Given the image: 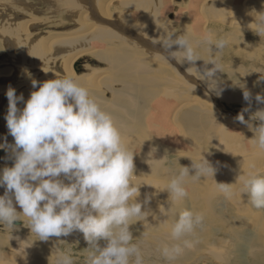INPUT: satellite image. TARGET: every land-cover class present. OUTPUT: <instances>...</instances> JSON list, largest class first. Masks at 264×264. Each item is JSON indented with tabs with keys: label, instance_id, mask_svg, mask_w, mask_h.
<instances>
[{
	"label": "clouds",
	"instance_id": "obj_1",
	"mask_svg": "<svg viewBox=\"0 0 264 264\" xmlns=\"http://www.w3.org/2000/svg\"><path fill=\"white\" fill-rule=\"evenodd\" d=\"M251 15L255 18L251 29L264 36V11H253ZM156 43L161 54H166L165 59L181 66L191 65L185 69L188 75L195 72L220 94L216 74L222 72V67L212 55V46L218 49L216 52H222L229 43L226 38L215 39L212 33H207L194 43L187 35L168 33ZM201 45L206 46L209 58L203 67H197L201 58L196 48ZM209 64L212 67H207ZM31 84L36 90L31 91L27 100L22 94L17 96L11 86L6 92L5 119L14 144L9 145L5 139L0 149L11 151L14 164L0 171V187L5 188L0 195V225L13 229L14 222L24 217L26 226L41 241L78 230L90 245L85 264H144L143 249L133 242L130 225L146 221L150 213L143 211L142 203L137 202L140 186L133 182L134 153L123 142L111 113L71 77L43 82L32 79ZM243 97L251 104L249 91L245 90ZM255 100L264 104L262 95L257 94ZM18 102H23L22 109L18 108ZM247 111L248 108L243 110ZM243 112L236 119L254 131L252 144L264 152V108L250 117L259 122L255 128L245 120ZM166 159L167 156L150 159L151 170L162 167ZM191 168L195 169L194 175L189 174V167L180 165L162 189L169 193L168 208L163 212L172 221L167 224V239L159 243L158 250L170 264L196 247L199 243L196 230L204 228L203 214L188 208L178 210L176 205L188 196L189 180L213 177L215 169L203 156L192 161ZM249 168L237 178L242 185L240 192L247 194L253 207L264 209V174L254 164ZM62 174L68 183L58 179ZM232 185L217 183L226 196L231 195ZM149 199L146 197L144 203ZM14 201L21 212H17ZM100 241H105L104 246L101 247ZM54 264H73V260L70 255L58 252Z\"/></svg>",
	"mask_w": 264,
	"mask_h": 264
},
{
	"label": "bare ground",
	"instance_id": "obj_2",
	"mask_svg": "<svg viewBox=\"0 0 264 264\" xmlns=\"http://www.w3.org/2000/svg\"><path fill=\"white\" fill-rule=\"evenodd\" d=\"M1 1L7 2L5 0H0V3H1ZM118 1L120 2V4H124V5L126 4L128 11H130L129 14H122V11H116L115 8L117 6L116 7L113 6V0H109V1H107V0H58V2H55V3L53 2V5H52L54 8L53 11H56L59 17H61V15L64 13H66L65 15L67 17H69L68 13L72 9H73V11L76 10V14L78 17L77 24H76V26H74L75 28L73 27L74 30L72 29L71 32L64 31L62 33V35L59 38H56L55 40L53 38L52 33H49L47 35L45 34L42 36L40 35V37H38L39 34H36V32L32 30V29H34L33 28L34 26H37V25L42 26V23L40 22L41 16L40 17H29L26 19H22L21 17L18 18L16 15V14H18L17 12H19L18 10L14 15L13 12L16 9H14V11L12 13H10L8 10L10 5H6L4 8V7H1V5H2L1 4L0 5V38H1L0 39V45L2 42L5 45H7V43L8 44L10 43L11 49H13V52L16 55H18V53L21 52L24 48L29 47V51H28L29 54L36 55L35 56L36 63H38L37 61L39 60V55L41 54V51L49 52L52 44L56 41H59V40H63V41L68 40L67 42H69V41L80 40L82 38H92L96 41H104V40L108 41L109 46L102 47V48H99V47L92 48V50L81 52L77 56L71 55L69 57L62 58V59L58 60L57 63H54V64H52V63L50 64V61L47 64L43 63L42 65H39V64L36 65L33 63L32 67H34L33 68L34 71L30 70V71H32L31 73L34 72V74H32V75L28 74V72L26 71L27 68L21 69L22 67H19V68L16 67V69L14 71L15 67L13 65H11V66H13V68H11V67H7V66H1V64H0V95L3 93H6L8 90V87L11 86L12 88H14L16 90L17 96H20L22 94L24 99L27 100L30 97L31 91L36 90V89L32 88V84H31L32 79H35L39 82H43L45 80L54 79V78L71 77V78L75 79L79 84H81L82 86L87 88L89 90V92L91 93V95L97 99L100 106L105 111L111 113L116 126L118 128H120V130L122 132L123 142L128 147V149L134 153V159H137V164H142L145 161H147V163H145L141 166L139 165V166L142 167L141 169L144 172H147V174L150 173L149 178L144 179V181H141V183L144 182L142 185L138 181L139 178L137 179V181H138L139 185H141V187H139L140 195L136 199H137V202H140V203L142 202V205H143L142 210L150 213L147 216L148 217L147 221H148V224H150V226L152 225L153 228H155V229L151 228V230L155 231V232L151 231L152 232L151 234H153L152 238L156 239L155 241H157V244H158V246L156 245L157 250L159 248V243H160L159 240L161 238L163 239L164 234L168 235L169 228L167 227V224L171 223L172 217L170 216L169 219H166V218L163 219L162 218L163 216L160 217L161 215L159 214V212H157V207L159 206L158 200L160 201V199L157 198L158 200L157 199L155 200L154 196H156L158 192L162 191V189L167 184L166 181L161 180L164 173L170 171L171 172L170 175H171L181 165L182 167L183 166L189 167V169H190L189 174H192V173L195 174V169L191 168V164H192L193 160L192 161L191 160L182 161V159H179V158H180V156H183V155H187V157H189L191 155V156L195 157V159H198V160H200L203 156L205 159H207L209 161V163L215 169V173H214L213 177L208 176V177H205V178L198 180L197 184H195L192 181H189L186 184V189L188 192L187 197L190 198V205H189L190 208L186 207L185 199H184L182 202H180L178 205H176L177 209L183 210L185 208H188V209H191V210L199 213V208H202L204 206L207 207V206L211 205V206L215 207L214 203H217L215 198L217 200L220 198L226 200L228 203L227 205H230L232 207L235 204H238L237 201L239 202V200H242L245 197V199H247L246 202L248 203V214H245V215L247 216L251 227L248 230L246 229L247 230L246 232L241 233L238 230H236L234 232V234H236V236H235L236 240L235 241H236V246L238 248V249L237 248H235V249L237 250L238 253H240L238 250H240V248L242 246L244 247V249L246 248L249 251H253L257 248L259 249L261 244L257 243L256 238H254V236H255L254 233L258 232L263 227L262 224L264 222V216H263L264 212L261 211L260 214L258 215V210H255L252 208V205L248 200L247 194H242L240 192V188L242 185L240 182H237V178L239 175L246 174L249 170H251L249 168L250 164H254L256 166V169H259V168L262 169L264 166V154H263L264 152L262 153L258 149L254 148L252 141L248 137V133H249L248 125L239 122L235 118L229 120L231 122V128H227V130L221 129L219 131V133L216 135V137H218L220 135V138H219L220 140L225 138L224 139L225 142L222 140V143H223V146L225 148L224 149L225 150V157H226V159L227 158H229V159L226 160V159H223L222 157H218L217 155H214L215 156L214 157L213 153L215 152V148H214L212 143L208 142V144L205 143L204 145L198 146L196 144V141L194 142L192 140V138H195L197 136V134L199 137L200 136H206V135L210 134V132L205 130V128H203V131H200L199 130L200 128L199 129L196 128L195 126L197 125V122L207 121L206 123H208V124L213 122V121L208 120L209 115L207 114V112L204 115L202 114L203 113L202 108H199L198 104L204 105L203 104L204 101L201 100L202 98L200 99L197 96H195V93L197 91H199L200 95L201 94L209 95V98H206V97L205 98L209 99V101L211 102V104L213 106H215V107L217 106L221 110L223 109L224 106L220 105L221 106L220 107L218 105L219 103L218 102H217L218 104L216 103V100L219 99L218 95L216 94V90L206 88V86L209 87L208 82L206 80H201V79H200V81L197 80V79H199V76L197 74L196 75L186 74L184 72V69H186L187 67H183V66L177 64L174 60H173V63H174V67L176 69L170 67L169 65L165 66L161 63H157V65H156V67H163L164 66L166 68V69H164L165 74H168L169 70H170L169 72H172V74L170 73V76L169 75L163 76L164 77L163 80L165 82L164 85L167 87L166 89H169V93H167L166 91L164 92V90H161L160 92L162 93L161 94L162 96L154 97V100L151 103L146 101L148 94L143 93V92H145V90H143L141 92L138 90V88L141 89L140 87H143V85H146V83L144 82L143 85H141V83H140L141 81H140L139 83L135 84L136 82L134 83L133 75L134 76L138 75L137 74L138 72H136L137 67L140 69V71L142 72L141 74H143V75H145L143 72H146V73L149 72L150 68L146 64H144V65L140 64L141 65V67H140L139 61L137 62V59L135 61V59L132 58L133 55H135V53H136L134 50H132V49H134L133 47H135V46L134 45L132 46L129 43L133 44L134 41L138 42L137 40H139L138 44L140 46L142 45L150 54L152 53V55H157V57H160V58L164 59L165 61H167V59H165V55H162L159 52H157L155 50V47L147 48L148 45L146 47L144 45L145 39H146V41H148V39H149V40H151L150 42L153 41L152 43H154V40H152L148 37L149 35L145 32V28H149V27L154 28L152 26L153 23L157 24L159 17H161V15H160L161 12L159 10H158V12H156L157 10L154 8H162L163 4L158 3L160 1H158L156 3H151L149 0H126L125 3H122L121 2L122 0L121 1L118 0ZM154 1H156V0H154ZM197 1L199 2V5H201V6H205V5L200 3L201 1L206 2L207 6H205L204 9L207 7V10H209V13H208L209 16L213 15L215 20L219 17V14H220V19H219L220 22H222L224 24L228 23L233 28H236L237 31L246 28L245 33H244V37L242 36V38H245V42H244V46H243L244 50H246L247 48H252L251 46H249L250 40L248 39V36L252 37V35H253L254 40H255L254 44L257 45V48L259 50L264 51V36H261V37L258 36L251 29V28H253V25H250L255 20V18L253 16L254 13H253V15H251V13L253 11H255L257 13L264 11V4H263L264 0H262V1L261 0H197ZM197 1H195V2H197ZM123 2H124V0H123ZM166 2H168V1H166ZM191 2H194V0H191ZM79 4H89V7L86 6L84 8V7L80 6ZM124 5H122V6H124ZM6 7H8V8H6ZM203 10H202V12H203ZM178 11H176L175 14L170 15V16H172L171 21L176 20V16L178 14L177 13ZM162 12H163V9H162ZM123 13H125V12H123ZM144 13H147V14H144ZM3 14H4V16H3ZM27 14H29V13H27ZM13 15H14V18H13ZM146 15H147V19L145 20L144 18L146 17ZM174 15H175V18H174ZM66 16H64V17H66ZM11 18H13V19H11ZM117 18H121V19L123 18L127 22L134 24L135 25L133 28L134 30L132 28L122 24V23L116 22ZM61 19H64V18L61 17ZM212 20H214V19H212ZM216 21H218V20H216ZM64 22L65 21L55 22V20H53V22L51 24L53 25V27H58L59 25L63 24ZM207 22H208V20H206V21L203 20V25L201 26L202 29H200V27H197V28H195L194 31L192 30L193 36L194 35H200V37H201V35L205 36L207 33L203 31V28H205V25ZM72 23H71V25H72ZM158 23L163 25L161 19L158 21ZM209 23L211 24V22H209ZM209 23H207V24H209ZM109 25L114 26L116 29H114L112 26H109ZM212 25L213 24H211V26ZM242 32H244V30ZM156 33L158 34V32H156ZM239 33H241V32H239ZM67 34H68V37H67ZM137 36H138V39H137ZM159 36L162 37V35H159ZM10 39H11V41H9ZM119 39H124V40L128 41L129 43L122 41L124 43L122 45L112 44L114 41L118 42L117 40H119ZM237 42L242 43L243 41H237ZM239 43L238 44L236 43V44L239 46L240 45ZM156 45L159 46L158 43ZM245 47H247V48L245 49ZM239 51H241V50H239ZM239 51L238 50H236V51L235 50L234 51L228 50V56H229L230 60L233 61V55L235 54V52H238L236 55H234L235 60L243 61L244 58H246L247 53L243 54L244 57L242 58V53H241L242 51L241 52H239ZM94 52L95 53L97 52V54H98L97 56H98L99 61L105 62L106 74H103L98 78V81L100 82V84H102V80L104 79L103 84H102V88H100V89H98V88L92 89V88H90V85H89L93 82V79H94V77L92 75L98 73L97 67L92 68L93 73L89 77L84 76L79 72H73V70H72V67H74L75 71L84 67L83 65L80 64V63H82V60H80L81 57L86 56V55H90ZM255 52H257V51H255ZM137 53L140 56L142 55L143 57H145L144 53H142V52H137ZM202 53H203L202 54L203 59H206V57L209 56V53L207 51L202 52ZM250 53H251V51H250ZM258 53H260V52H258ZM248 54H249V52H248ZM252 54H253V52H252ZM252 54H250V55H252ZM249 59H250V57H249ZM144 62L141 61V63H144ZM198 63H197V66L199 65ZM59 65H62V66L59 67ZM200 66L201 65H199L198 67H200ZM174 69L176 71H178V72L180 71L182 74H184L185 75V76L183 75L184 79H186L187 81H185L183 78L176 77ZM240 70L241 69H238L237 72L240 74H243V72ZM249 70H250V66L248 67L246 72H248ZM162 72L163 71L161 69L155 70V75H158ZM123 74H125V76ZM122 75L124 76V78H126V79H124V81L122 80ZM218 75H220V74H218ZM166 79H167V81H165ZM120 80L125 82L124 85H126V86L124 88L122 87V89H117V88L111 89L109 92L111 93V95L113 94L112 97H114V96H116V97H114L115 99L113 101H109V102H108V100L106 101L103 97V95H105L104 94L105 90H109L113 85H115V83L117 84L118 82H121ZM160 81H162V80H160ZM202 82L206 83L207 85L205 84L206 85L205 86ZM170 84H173L175 87L181 88L184 91V94H186V97L190 98L191 100L188 99L184 103H181V101L176 98L177 97L176 93L174 92V89H172ZM248 84H249V82H248ZM248 84L245 82L242 84V86L244 87V86H247ZM248 88H249V85H248ZM102 89H103V94L101 92ZM239 89H241V88H239ZM118 92H119V94H118ZM111 99H113V98H111ZM117 101L124 103L122 107L125 108V115L126 114L129 115L131 117V119L133 120V123H137V122L141 123L142 121L138 119V117H140L139 114L140 113H142V114L146 113V120H145L146 132L148 133L147 135L149 138L145 137L146 139L143 138V140H141V138H136V135L134 136V134L132 133L133 125L129 124V122L127 123L126 121L121 120L120 119L121 115H118V113H117V108H116V105L118 104V103H116ZM214 101H215V103H214ZM205 103L207 104V102H205ZM17 106H18V108L22 109L24 107V104H23V102H18ZM204 106H206V105H204ZM187 107L192 108V110L189 113H183L182 112L183 109L187 108ZM204 109L207 110L206 107H204L203 110ZM120 110L123 113V110L122 109H120ZM131 110L134 112L131 113L130 112ZM196 110L197 111L200 110L199 112H200L201 116L200 115L199 116L201 117V119L198 116V112H196ZM126 111H127V113H126ZM165 113L167 114V118H165ZM150 114H151V116H148ZM179 120H181V122H182V120L186 122L184 124V128L182 126L179 127V125H181V124H178V123L176 124V122ZM128 121H129V119H128ZM229 121H227V123ZM143 123H144V119H143ZM143 123H141V124H143ZM5 124H6V120H5ZM218 125H220V124H218ZM226 125H228V124H226ZM136 126H137V124H136ZM187 126H188V128H187ZM141 127H140V129H141ZM176 127H178V129ZM137 129H138V127H137ZM189 130L192 132L188 133L187 131H189ZM1 133H4V131H0V143H2L1 137L3 136V135H1ZM3 138H5V137H3ZM228 142H229V145H227ZM152 143H154V144H152ZM193 143H195L196 145ZM221 145H219V146H221ZM173 149L177 150V151H174V153H177V154H175V158L172 159L173 164H172V162H171L172 160H171L169 167L166 168V166H164V167L162 166L159 168H153L151 170L150 164L148 163V161L150 159H161V158H164L165 156H167V159H166V162H167V161H169V156H168L169 152H167V151H170L171 153H173ZM163 150H166V152H164ZM176 155L179 156L178 159L176 158ZM7 156L8 155H5L3 157H7ZM193 157H192V159H194ZM212 157H214V158H212ZM2 158L0 159V163L3 161ZM260 161H261V163H260ZM229 164H231V165H229ZM136 167H138V166H136ZM140 167H138V168L140 169ZM2 170H3V167L0 164V171H2ZM136 173L137 172L135 171V168H134V175L135 176L133 178L137 177ZM58 179H61L64 183L69 182L63 176V174ZM217 183L233 184L231 187V190H230L231 195L226 196V194L224 192H222L217 187ZM156 186H157V188L154 189ZM144 188L146 189V191H145L144 198H143V189ZM163 191L167 192V190H163ZM4 192L5 191L3 189L0 190V195H3ZM155 192H157V193H155ZM166 192H164V193H166ZM163 195H165V194H163ZM166 195H168V194H166ZM194 195H198V197H199L198 199H200V200H196V199L194 200L193 199ZM146 197L150 198L149 201L147 202L148 207L146 206V203H144V201H145L144 199H146ZM166 197L168 198V196H166ZM209 198L213 199L212 202H211V199H209ZM161 201H162V199H161ZM167 201H168V199L166 200V198H165V200L163 201V204L158 207V211H159L160 207L167 205V203H168ZM14 206L17 208V212L19 210H21L19 208V206L15 204V201H14ZM249 207H251V208H249ZM153 208L155 209V212H153ZM253 215H254V217H256L258 215L255 220L253 219L254 217L251 219V217ZM214 217L215 216L213 215V218ZM213 218L208 217V219L210 221H213ZM250 219H251V221H250ZM207 220L205 223L208 222ZM147 221H145V222H147ZM163 224H165L163 226V228H159L160 226L162 227ZM131 227H130V231L134 232L133 227L132 228ZM75 231L76 230H74L73 232H75ZM161 231H162V233L160 235L159 233ZM196 232H197V236L199 238V242L200 241L204 242L206 240L212 241V239L217 237V236H215L216 234H214L212 232V230H210V229L205 230L204 232H202L201 229H197ZM222 234H224V233H222ZM51 238L52 237H50V239ZM162 239H161V241H162ZM15 240L20 241V240H24V239L21 237H18ZM48 241H49V239H48ZM2 242H3V240L0 239V261L2 259H4V260H6V263H7V259L5 258V256L2 254V251H1L2 246H3ZM21 242H16V243L20 244ZM51 243H52V241H51ZM256 244H258V245H256ZM22 245H24V247H26L24 249V252L31 255L32 261L29 264H42L38 260V256H37L40 253L41 248H35V247L33 248L30 246V244H27V243H22ZM217 246H219V245H217ZM146 248L148 249V246H146ZM262 248H264V241L262 244ZM223 249H225V248H223ZM25 250H27L28 252ZM20 251H21V248H20ZM42 251H43V249H42ZM232 251L234 252V250H232ZM214 253L216 254V256L218 255V252H214V251H213V253L211 251L210 254L215 256ZM226 253H227V251H226ZM40 254H39V256H40ZM231 254H232V252H231ZM234 254H236V252ZM242 254L240 257H236L237 260L243 259V256H245V257L251 256L250 254L248 256L242 255ZM228 255L227 254L226 255L224 254V256L222 255L220 260L221 261H224V260L232 261L233 260L232 255L230 256V258H228ZM258 255H259L258 252H255L252 254V256H251V257H253L252 264L264 263L263 254H260V257L257 258ZM191 257H193V256H191ZM183 258H186V260L191 259L190 257H188V253H186V254L184 253L176 261H173V263L174 264H185L187 261L183 260ZM188 258H190V259H188ZM254 258H256V259H254ZM36 260L38 262H36ZM26 263H28V262H26ZM43 264H44V262H43Z\"/></svg>",
	"mask_w": 264,
	"mask_h": 264
},
{
	"label": "rangeland",
	"instance_id": "obj_3",
	"mask_svg": "<svg viewBox=\"0 0 264 264\" xmlns=\"http://www.w3.org/2000/svg\"><path fill=\"white\" fill-rule=\"evenodd\" d=\"M5 1H7V2H4V1L2 2L1 1V3H0V5L2 4L1 7L5 8L6 5H10L9 9H8L10 13H12L14 11V9H16L13 12L14 15H15V13L18 10L19 12H17L18 14H16L18 18L21 17L22 19H26V18H29V17H40L41 16L40 17L41 18L40 22L42 23V26H38L37 25V26L33 27L34 29L31 28L33 31L36 32V34H39L38 37H40V35L42 36V35H45V34L47 35L49 33H52L53 34V38L55 40L56 38H59L64 31L71 32L73 27L76 26V24H77L78 17H77V14H76V10L75 11H73V9L70 10L69 13H68L69 17H67L65 15L66 13L62 14L61 17L64 18V19H61V17L58 16L56 11H53V9H54L53 6H52L53 2L54 3L58 2V0H19V1L18 0H15V1L14 0H5ZM107 1H109V0H107ZM149 1L151 3H156L158 1H160L158 3L163 4L162 8H154V9L157 10L156 12H158V10L161 12V14H160L161 17H159V20L161 19L163 25L158 23L159 20L157 19L158 20L157 24L153 23V25H152L154 28H151V27L145 28L144 27L145 28V32L149 35L148 37L150 39L154 40L155 44H157L156 41L161 40L168 33H175L177 36H179V35H187L195 43L196 41L201 40L204 36H202V35H201V37H200V35H194L193 36L192 30L194 31L195 28H197V27H200V29H202L201 26L203 25V20H205V21L208 20L207 23L211 22V24H213L211 26L210 23L209 24L206 23L205 28H203L204 32L212 33L213 37L215 39L226 38L229 41L228 45L222 50V52H216L218 50L215 48L214 45L212 46V50L214 52L212 55L218 60V63L222 67V72H217V74H216V79L218 81V88L222 91V92L220 91V94L218 95L219 99L216 100V103L218 102L219 104L218 103L217 104L219 106L220 105L224 106L223 107L224 110L223 109L221 110L217 106L216 107L213 106L211 104V102L209 101V99H206V98H209V95H205V94H201L200 95L199 94L200 92L197 91L196 92L197 94L195 93V96H197L200 99L202 98L201 100L204 101L203 104L206 105V106H204L202 104H198L199 105L198 107L202 108V112H203L202 114L203 115L206 114V112H207V114L209 115L208 120L209 121H213V122L210 123V124L206 123L207 121L197 122V125L195 126L196 128H198V129L200 128L199 129L200 131H203V128H205V130L210 132V134L206 135V136H200V137L197 134V136L195 138H192V140L194 142L196 141V144L198 146L204 145L205 143L208 144V142L212 143L214 148H215V152L213 153V156L217 155L218 157H222L223 159H226L225 150H224L225 148H224L223 143H222V140L224 141L225 138L220 140L219 139L220 135L218 137H216V135L219 133V131L221 129H226L227 130V128H231V122L229 120L234 119V118L236 119L238 114L243 112V110L245 108H248L249 111L243 112L245 120L249 121L252 124L253 128H255L258 125V123H259L258 121L250 120V117L256 111L264 108V104L257 103V101L255 100V96L257 94L264 96V78H262V77H264V51L259 50L257 48V45L254 44L255 40H254L253 35H252V37L248 36V39L250 40L249 41V46H251L252 48L245 47V49L246 48L247 49L244 50L243 46H244L245 38H242V36L244 37V33H245V29L246 28L237 31L236 28H233L228 23L224 24V23L220 22V20H219L220 19V14H219V17L216 19L218 21H216L213 15L209 16V14H208L209 10H207V7L204 9V7L207 6L206 2L201 1L200 3L205 5V6H201V5H199V2L197 0H194V2H191V0H156V1L149 0ZM166 1H168V2H166ZM195 1H197V2H195ZM121 2L125 3L126 0H124V2L122 0ZM263 4H264V2H263ZM79 5L84 7V8L86 6L89 7V4H79ZM122 5H124V4H120V2L118 0H113V6L114 7L117 6L115 8L116 11H122V14H129L130 11H128V8L126 7V4L124 5L125 7L122 6ZM6 8H8V7H6ZM162 9H163V12H162ZM202 10H203V12H202ZM176 11H178L177 12L178 14L176 16V20L171 21L172 20L171 19L172 16H170V15L175 14ZM123 12H125V13H123ZM27 13H29V14H27ZM144 14H147V13H144ZM14 15H13V18H14ZM3 16H4V14H3ZM64 16H66V17H64ZM13 18H11V19H13ZM174 18H175V15H174ZM144 19L145 20L147 19V15H146V17ZM212 19H214V20H212ZM53 20H55V22H58V21H65V22L63 24L59 25L58 27H53V25L51 24L53 22ZM116 22L122 23V24H124V25H126V26H128V27H130L132 29L135 26L134 24H131L130 22H127L123 18L122 19L121 18H117ZM71 23H72V25H71ZM109 26H112V25H109ZM112 27L114 29H116L114 26H112ZM243 30H244V32H242ZM156 32H158V34ZM239 32H241V33H239ZM159 35H162V37L159 36ZM67 37H68V34H67ZM137 39H138V36H137ZM9 41H11V39ZM67 41L68 40L56 41V42H54L52 44L51 49H50L49 52L41 51V54L39 55V60L37 61L38 63H36V61H35V59H36L35 56L36 55L29 54V52H28L29 51V47L24 48L21 52L18 53V55H16L13 52V49H11V46H10L11 44L10 43L9 44L7 43V45L9 46L8 47L7 45L3 44V42H2L1 45H0V64H1V66H7V67H11V68H13V66H14L15 67L14 71H15L16 67L17 68L22 67L21 69L27 68L26 71L28 72V74L32 75V74H34V72L31 73L32 71H30V70H33V68H34V67H32L33 63L36 64V65H38V64L42 65L43 63L47 64L50 61V64L51 63L54 64V63H57V61L62 59V58H66V57H69L71 55L77 56L81 52L92 50V48H96V47L102 48V47L109 46V42L108 41H105V40L104 41H96V40H94L92 38H82L80 40L69 41V42H67ZM117 41L118 42L114 41L112 44L122 45V44H124L123 42L129 43L128 41H126L124 39H119ZM137 41L139 42V40H137ZM150 41L151 40L148 39V42H150ZM237 41H243V42L239 43ZM138 42L134 41L133 44L129 43L132 46L133 45L135 46V47H133L134 49H132V50H134L136 53H135V55H133L132 58L135 59V61L137 59V62L139 61V66L140 67H141V65H144V64L148 65L149 68H150V71L147 72V73L143 72L145 74V75H143V74H141L142 72L140 71V69L137 67L136 68V72H138L137 73L138 75H135V76L133 75L134 83L136 82L135 84H137L140 81H141L140 82L141 85H143L144 82L146 83V85H143V87H140L141 89L138 88V90L140 92L145 90V92H143V93H147L148 94V97L146 98V101L151 103L154 100V97L162 96L161 95L162 93L160 92L161 90H164V92L166 91L167 93H169V89H166L167 87L164 85L165 82L163 80V78H164L163 76L164 75H169L170 76V73L172 74V72H169L170 70L168 71V74H165L164 69H166V68L164 66L163 67H156L157 63H161V64H163L165 66L169 65L172 68H175V67H174L173 61L167 60L168 61L167 62L164 59H162L160 57H157V55H152V53L150 54L142 45L140 46L138 44ZM235 42L237 44L239 43L240 45L238 46ZM144 45H145V47L148 45L147 48H151L152 47V46H150L149 43H145ZM205 47L206 46L201 45V46L196 48V51H197L198 55L201 58L200 61L196 62V66H197V63L199 62L198 64L201 65L200 67H203L204 66V61H206L209 58L208 55H207L208 57H206V59H203V57H202V54H203L202 52H206L207 51ZM155 50L161 54V49H158L156 47ZM228 50H230V51H234V50L235 51L236 50L239 51V50H241L242 52L241 51H239V52L242 53V58L244 57L243 54L247 53L246 58H244L243 61L235 60L234 55H236L238 53V52H235V54L233 55V61H232V60H230V58L228 56ZM249 50L251 51V53H250ZM247 51L249 52V54H248ZM255 51H257V52H255ZM137 52L144 53L145 57H143L142 55L140 56ZM252 52H253V54H252ZM258 52H260V53H258ZM92 54L81 57L80 60H82V63H80V64L83 65L84 67H82L81 69L76 70V71H75L74 67H72V70H73V72H79L82 75L89 77L93 73L92 68L93 67H97L98 68L97 69L98 73L92 75L94 77V79H93V82L91 84H89V85H90V88H92V89H97V88L100 89V88H102V84H103V80L104 79L102 80V84H100V82L98 81V78L101 75L106 74L105 62H101V61L98 60L97 52L96 53L94 52ZM250 54H252V55H250ZM249 57H250V59H249ZM141 61L142 62L145 61V62L141 63ZM11 65H13V66H11ZM61 66L62 65H59V67H61ZM249 66H250V70L248 72H246V70L248 69ZM183 67H187L188 68V67H191V65L185 63L183 65ZM207 67L210 68V67H212V65L209 64V65H207ZM159 69H161L163 72L158 74V75H155V70H159ZM175 69H174V71H175L176 77L184 79L185 75L182 74L180 71H179L180 72L179 73ZM238 69H241L240 71H242L243 74L238 73L237 72ZM184 72L186 74H188L185 71V69H184ZM192 74L196 75L195 72H193ZM218 74H220V75H218ZM123 75L125 76V74H123ZM123 75H122V80L124 81V79H126V78H124ZM122 80H120L121 82H118L117 84L115 83V85H113L109 90H105L104 89L105 90V93H104L105 95H103V97H104V99L106 101L107 100H108V102L109 101H113L115 99L114 97H116V96L112 97L113 94L111 95V93L109 92L111 89H116V88L117 89H122V87L124 88L126 86V85H124L125 82H123ZM160 80H162V81H160ZM184 80L187 81L186 79H184ZM197 80L200 81V79H197ZM165 81H167V79ZM245 82L247 84L249 82V84H248L249 88H248V85L244 86V87H241L242 84L245 83ZM151 84L153 85L154 88H152ZM203 84L205 85L206 83H203ZM170 86L172 87V89H174V92L176 93V96H177L176 98L179 99L181 101V103H184L186 100L190 99V98L186 97V94H184V91L181 88L175 87L173 84H170ZM206 88L209 89V87H207V86H206ZM239 88H241V89H239ZM245 90H247V91H249L251 93V97H252L251 104H249L248 101L244 100L243 92ZM101 92L103 94V89H102ZM118 94H119V92H118ZM111 98H113V99H111ZM0 100H1L0 101V105L4 109L5 116H6L7 110H8V99H7L6 93H3V94L0 95ZM205 102H207V104ZM116 103H118L116 105V108H117L118 115H121L120 119L123 120V121H126L127 123L129 122V124L133 125L132 133L134 134V136L136 135V138H141V140H143V138L146 139L148 137V135H147L148 133L146 132V122H145L146 113L145 114L140 113L141 115L139 114L140 117H138V119L142 121L141 123H143V119H144V123L143 124H141L140 122L133 123V120L131 119V117L129 115H127V114L125 115V108L122 107L124 103H121L119 101H117ZM214 103H215V101H214ZM204 107H206L207 110H205V109L203 110ZM120 109L123 110L124 114L121 112ZM191 110H192V108L187 107V108H184L182 112L183 113H189ZM199 111L196 110V112H198V116L200 115ZM130 112L133 113L134 111L131 110ZM126 113H127V111H126ZM148 116H151V114L148 115ZM165 118H167V114L166 113H165ZM128 119H129V121H128ZM200 119H201V117H200ZM5 120L6 119L4 118V124H5ZM227 121H229V122L227 123ZM177 123L181 124V125H179V127L182 126L184 128V124L186 122L183 121V120L181 122V120H179V121L176 122V124ZM136 124H137V126H136ZM218 124H220V125H218ZM226 124H228L229 126L226 125ZM139 126L140 127L142 126L141 127L142 130L140 129ZM137 127H138V129H137ZM3 128H5L4 130L6 132H8L6 124L3 125ZM176 128L178 129V127H176ZM187 128H188V126H187ZM136 131L137 132L139 131V132L137 133ZM187 132L191 133L192 131L189 130ZM4 134L5 133H1V135H3L1 137L2 143L4 141L3 137H5ZM254 135H255L254 131L249 128L248 137L250 138V140L254 137ZM7 141H8L9 145L14 144V138L10 134L7 136ZM152 144H154V143H152ZM193 144H195V143H193ZM219 145H221V146H219ZM227 145H229V142L227 143ZM163 151L166 152V150H163ZM174 151H177V150L173 149V153H174ZM167 152H169L168 153L169 161H167L163 165V167L166 166V168L169 167L170 161L173 158H175V154H177V153L173 154L170 151H167ZM192 157L193 156H191V155L189 157H187V155H183V156H180V158H179V156L176 155V158L177 159L178 158L182 159V161H186V160L197 161L198 160V159H195V157H193L194 159H192ZM214 157H212V158H214ZM2 159H3V161L0 164L2 165L3 168L12 167L13 166L14 159L12 158L11 151H10V154L7 157H3ZM227 159H229V158H227ZM171 162L173 164V160ZM145 163H147V161H145L142 164H137V159H134V165H135L134 168H135V171L137 172L136 173L137 177L133 178V182L135 184L137 183L136 185H138L140 187L144 183V182L141 183V181H144V179L149 178V174H150V173L147 174V172H144L141 169L142 167H140L141 165H143ZM260 163H261V161H260ZM229 165H231V164H229ZM136 166L140 167L141 170L138 167H136ZM258 170L260 171L261 174H264V166H263L262 169L259 168ZM170 173H171L170 171L164 173V175L161 178V180H164V181L168 182L169 179H170V176H171ZM190 175H194V174L192 173ZM137 179H138V181H139V183L141 185H139ZM189 181H191V180H189ZM194 183L197 184L198 181H195ZM156 188H157V186L154 189H156ZM2 189L5 191V188L0 187V190H2ZM145 191H146V189L144 188L143 189V198H144ZM164 192H166V191H160V192H158L159 194L157 192H155V193H157V195L154 196V199L155 200L157 198L160 199V201L157 199L159 206L163 204V201L165 200V198H166V200L168 199L166 196H169V193L168 192L164 193ZM163 194H165V195H163ZM166 194H168V195H166ZM198 198H199L198 195H194L193 196L194 200L195 199L196 200H200ZM161 199H162V201H161ZM209 199H211V202H212L213 199L212 198H209ZM215 200L217 202V203H214L215 207H213L211 205H210L211 207L210 206H207V207L204 206L202 208H199V213L203 214L204 223L206 222L208 217L213 218V215L215 216L213 218V221H210L209 219L207 220L208 222L204 224V228L201 231L204 232L205 230H209L210 229V230H212V232L214 234H216L215 236H217V237L212 239V241L211 240H208V241L206 240V241H204L205 243L200 241L198 243V245H196V247L194 249L186 250L185 254L188 253V257H190L191 259L188 258L190 260H186V258H183V260L187 261L185 264H252L253 257H251V256H252L253 253H255V252L259 253L257 258L260 257V254H263V256H264V248H262V244H263V241H264V230H263L264 229V222H263V224H262L263 227L259 230L260 232L258 231L256 233H254V235H255L254 238H256L257 243L261 244L260 248L259 249L257 248V249H255L253 251H249L246 248L244 249V247L242 246L240 248V250H238V251L241 254L243 253L242 255L248 256L250 254L251 256L250 257L243 256V259H240V260H237V258H236V257H240L241 254L238 253L237 250L235 249V248H237V246H236V241H235L236 240V238H235L236 234H234V232L236 230H238L241 233L242 232H246L251 227V225L249 223V220H248L247 216L245 215V214H248V203L246 202L247 199H245V197H244L242 200H239V202L237 201L238 204H235L234 205L235 207L232 206L233 208L230 205H227L228 204L227 201L222 199V198H220L218 200L215 198ZM185 205H186V207L190 208V206H189L190 205V198L189 197L185 198ZM146 206L148 207L147 203H146ZM158 207H157V212H159L158 211ZM166 208H168V203H167L166 206H162L161 207V212H159V214L161 215L160 217L163 216L162 217L163 219H165V218L169 219L170 218V215H165L164 212H162L163 209H166ZM249 208H251V207H249ZM252 208L255 209V210H258V215L260 214L261 211L264 212V209L263 210L262 209H257V208H255L253 206H252ZM19 212H21V210H19L18 213ZM153 212H155L154 208H153ZM263 216H264V213H263ZM253 217H254V215L251 217V219ZM256 217H254L253 219L255 220ZM21 219L23 221L22 220H18L19 223L18 224H14L13 229H9L7 226L0 225V237H1L0 239L3 240V242H4V243L2 242L3 246H2L1 251H2V254L5 256V258L7 259V263H6V260L2 259L0 261V264H29V263H31V261H32L31 260V255L24 252V249L26 247H24V245H22V243L30 244V246L33 247V248L34 247L35 248H41V250H40L41 254L39 253L41 257L39 256V254L37 256H38V260L42 264H43V262H44V264H54L56 254L58 252H63V253H66V254L70 255L72 260H73V264H85L87 253L89 251L88 248L90 247V245L84 239L83 233H81L80 231L76 230L75 232H72L71 234H69L67 236H61V237H56V238L53 236L51 238L52 240L49 238V241L48 240L47 241H41V240H38V237L34 233H31L30 228L26 226V218L22 217ZM147 219H148V217H146V221H147ZM251 219H250V221H251ZM164 225L165 224H163L162 227L160 226L159 228H163ZM131 226L134 229V232H132V235H133V238H134L133 242L134 243H139L141 245L142 249H143L144 256H145L144 264H170L169 261L165 260L160 255L159 250H157V248H156V245L158 246L157 241H155L156 239L152 238L153 234H151L152 232H155V231L151 230V228H153V226L152 225L150 226V224H148V221L147 222H145V221H137V222L133 223ZM153 229H155V228H153ZM162 231L159 233L160 235H161ZM222 233H224V234H222ZM167 236H168L167 234H164L163 235V239L166 240ZM18 237H21L24 240L16 241L15 239L18 238ZM161 239L159 240V242H161ZM163 239H162V241H164ZM50 240L52 241V243H51ZM16 242H21V243L19 244V243H16ZM99 243H100V245L102 247V246H104L105 241H100ZM217 245H219V246H217ZM256 245H258V244H256ZM146 246H148V249L146 248ZM20 248H21V251H20ZM223 248H225V249H223ZM42 249H43V251H42ZM232 250H234V252ZM25 251H27V250H25ZM211 251H212V253H213V251L214 252H218V255H217L218 257L216 256L215 253H214L215 256L211 255L210 254ZM226 251H227V253H226ZM231 252H232V254H231ZM235 252H236V254H234ZM223 253L225 255L229 254L228 258H230V256L232 255L233 260L232 261H227V260L221 261L220 258H221L222 255L224 256ZM191 256H193V257H191ZM254 259H256V258H254ZM25 261L28 262V263H26ZM36 262H38V261L36 260ZM171 264H174V263L171 262ZM260 264H264V263H260Z\"/></svg>",
	"mask_w": 264,
	"mask_h": 264
},
{
	"label": "water",
	"instance_id": "obj_4",
	"mask_svg": "<svg viewBox=\"0 0 264 264\" xmlns=\"http://www.w3.org/2000/svg\"><path fill=\"white\" fill-rule=\"evenodd\" d=\"M145 43H149L150 44V46H152V47H157L158 49H160V47L159 46H157L155 43H152V42H148V41H146L145 40ZM4 118H5V111H4V109L1 107V105H0V131H4V133H5V138H4V141H3V143H5V139H6V141H7V136L9 135V133L8 132H6L5 130H4V128H3V125H4ZM7 143H8V141H7ZM10 154V152H9V150H5V149H0V159L3 157V156H5V155H9ZM19 222L18 221H15L14 222V224H18Z\"/></svg>",
	"mask_w": 264,
	"mask_h": 264
},
{
	"label": "crops",
	"instance_id": "obj_5",
	"mask_svg": "<svg viewBox=\"0 0 264 264\" xmlns=\"http://www.w3.org/2000/svg\"><path fill=\"white\" fill-rule=\"evenodd\" d=\"M158 84H159V83H158ZM151 85H152V84H151ZM152 88H154L153 85H152Z\"/></svg>",
	"mask_w": 264,
	"mask_h": 264
}]
</instances>
